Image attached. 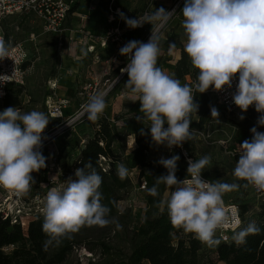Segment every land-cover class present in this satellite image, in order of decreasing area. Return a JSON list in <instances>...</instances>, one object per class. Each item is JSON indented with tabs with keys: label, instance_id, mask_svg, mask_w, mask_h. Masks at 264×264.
<instances>
[{
	"label": "clouds",
	"instance_id": "clouds-1",
	"mask_svg": "<svg viewBox=\"0 0 264 264\" xmlns=\"http://www.w3.org/2000/svg\"><path fill=\"white\" fill-rule=\"evenodd\" d=\"M175 13V9L168 11L163 7L136 18L119 13L128 28L152 25L147 42L130 40L120 48V55L128 61L120 71L127 73L125 88L132 101L140 103L142 115L136 117L137 121L148 124L149 133L142 128L140 134H150L155 145H164L169 150L182 147L193 138L190 116L199 108L193 87L182 84L158 66L159 29ZM181 13L186 37L184 52L198 70L195 91L202 94L211 88L221 92L231 88L238 77L232 102L242 113L254 106L260 114L257 126L264 127V0H184ZM12 47V42L0 35V61L10 58ZM175 47V43H169L170 50ZM9 77L0 75V84L9 82ZM106 106L104 93L92 94L83 114L96 122ZM210 112L211 117L219 118L215 106H210ZM239 118L243 120L244 116ZM49 122L42 111L22 112L12 106L0 111V187L12 190L18 198L31 191L35 184L32 174L46 167L47 158L41 149ZM250 131L252 138L240 145L233 169V176L244 181L243 185L220 179L204 180L202 173L211 163L208 155L188 159L187 177L183 180L176 176L179 155L161 157L158 161L167 174L155 178L149 194L159 196L161 184L171 189L168 198L160 202L166 207L171 224L208 247L221 243L217 231L229 225L238 229L232 236L237 245L246 244L248 236L261 232L254 221L240 227L242 221L235 208L229 209L224 201L225 194L241 187L252 186L258 193H264V132L257 127ZM128 171L123 163L117 165L121 180L128 176ZM74 175L75 179L68 178L66 187H53L45 196L42 223V231L48 237L45 250L53 244L58 246L84 226L105 227L115 223L116 229L122 230L118 221L108 218L111 209L102 203L100 191L103 178L91 161L77 168Z\"/></svg>",
	"mask_w": 264,
	"mask_h": 264
},
{
	"label": "trees",
	"instance_id": "trees-1",
	"mask_svg": "<svg viewBox=\"0 0 264 264\" xmlns=\"http://www.w3.org/2000/svg\"><path fill=\"white\" fill-rule=\"evenodd\" d=\"M125 3L127 0H112L110 6L112 9L121 10V6ZM153 5L151 0H137L132 12L133 17H143L145 13H149ZM74 9L75 7L69 14ZM26 24L27 20L19 23L18 26L24 27ZM69 27V19H67L63 28L69 29ZM168 41H173L180 51V58L173 66L172 76L180 81L184 78L189 79V85L193 87L195 94V102L199 105L197 113L193 112L190 116L193 138L185 142L182 147H173L170 153L182 157V152H185L189 158L194 160L197 154V134L206 136L207 130L215 120L210 112L212 102L207 92L200 94L195 91L198 70L192 66L189 57L184 52L179 36L172 33ZM55 43H57L56 40ZM55 66L56 60L53 54L52 60L48 62L49 69L45 79L53 76ZM121 68L123 66L113 71L116 76L119 75ZM236 81L238 82V77ZM25 88L26 84L17 88L9 86L5 97L0 102V109L4 110L10 106L21 109L22 97L25 96L29 104L39 105L45 110L44 102L51 95L45 92L40 96L35 90ZM241 115L244 119L239 118L234 123V131L224 147L233 162L239 159L240 145L252 138L250 131L252 127H257L258 131L264 132V127L257 126L260 114L255 111L254 106ZM117 121L116 119L111 122L101 116L98 121L94 122L89 134L68 146L67 151L63 147L60 157L62 168L73 179H75V170L83 168L91 161L103 178L100 191L104 197L102 203L111 209L108 218L115 219L122 226L126 225L128 212H120L118 205L126 200L132 188L133 173H135V186L141 182L145 183V190L141 192L144 197L141 223L136 230L127 235L129 252L124 253L106 243L108 234L116 228L115 223L105 227L84 226L71 238L63 239L58 246L53 244L45 250L44 244L48 237L42 231L43 215L28 219L23 227L21 221L13 223L11 218L0 213V264H73L75 253L80 250L88 251L90 256L97 255L95 260L88 258L85 264H264V195L260 198L255 220H252L251 216L246 217L250 213L247 206H238L242 221L240 227L254 221L261 228L260 234L248 236L247 243L244 245H237L233 240L229 243H220L216 247L202 244L193 235L171 224L166 207L160 205L169 191L165 185H159L160 195L157 197H153L148 192V189L155 184L156 177L167 174V170L162 165L159 163L154 165L153 160L149 158L153 149L149 135H141L136 129L140 124L136 117L129 118L125 122V127L132 130L123 135L118 132ZM130 136L133 137L135 147L129 162L124 164L129 170L128 176L121 180L117 175V165L123 163L120 155L126 150L127 139ZM115 148L119 150V153L115 152ZM75 149L78 150L73 153ZM43 155L46 157L47 153L44 152ZM176 176L179 180L183 179L187 176V171L185 168L178 169ZM244 183L239 180V184ZM240 189L245 190L243 187ZM202 246L208 247L211 258L200 254Z\"/></svg>",
	"mask_w": 264,
	"mask_h": 264
},
{
	"label": "built area",
	"instance_id": "built-area-1",
	"mask_svg": "<svg viewBox=\"0 0 264 264\" xmlns=\"http://www.w3.org/2000/svg\"><path fill=\"white\" fill-rule=\"evenodd\" d=\"M183 3L184 0H173L170 11L173 9L178 11L180 7H183ZM74 5L75 2L73 0H0V35H3L6 40H10L13 45L10 58L0 61V75L11 76L7 78L10 80L9 82L0 84V93H2L0 102L5 97L9 86L14 88L25 86L28 77L33 71L32 46L35 45L34 43L39 37L55 38L58 43H61L63 32L65 31L63 26ZM109 11L116 17L115 27L100 37L98 43L102 50L108 49L110 45L116 47L111 59L113 63L117 62L120 56L119 50L127 43L126 36L131 32V29L122 28L123 19L119 15L120 9H112L110 6ZM12 17H19V23L27 20L26 26L30 28V31L24 29L26 26L19 27V23L15 28V31H20L19 33L23 34L24 38L18 39L14 32L8 30L7 23ZM88 51L92 53L94 48H89ZM120 74L121 71L119 70V75L115 81L120 78ZM237 83L234 80L231 88H226L221 92L213 91L211 88L207 91L212 106H215L219 111V117L229 119L232 122V132L234 131V123L239 120L242 114L241 110L232 102ZM97 87L98 84L95 82L82 84L76 91V96L79 100L87 102L88 97L95 94ZM70 105L71 102L68 98L58 97L55 94L47 97L44 102L45 113L50 119L43 134L45 139H43V147L41 149L42 153H47L46 167L32 174L35 184L28 195L18 198L12 190L0 187V213L11 218L13 223L21 221V225L24 227L28 219L43 215L47 192L53 187L60 189L66 187V181L71 177L62 168L61 149L64 147V150L67 151L68 146L76 142L73 136L74 130L87 116L83 114L84 105L81 104L75 112L70 110ZM200 137L203 138L204 136L197 134V138L199 139ZM229 139L220 144L225 145ZM60 141L63 144L61 147H59ZM77 150L75 149L73 153H76ZM182 157L185 162V170L187 171V161L191 158L185 152H182ZM202 178L209 180L204 174H202ZM136 189L140 193L143 192L145 183L141 182L136 185ZM251 189L260 197L264 195V193H258L252 186ZM170 191L171 189L167 192L165 200L168 198ZM225 205L229 209L235 208L236 214L241 220L240 209L237 205L229 202H225ZM237 230L235 226L229 225L217 231V238L220 239L221 243H229L232 240L233 233Z\"/></svg>",
	"mask_w": 264,
	"mask_h": 264
},
{
	"label": "rangeland",
	"instance_id": "rangeland-1",
	"mask_svg": "<svg viewBox=\"0 0 264 264\" xmlns=\"http://www.w3.org/2000/svg\"><path fill=\"white\" fill-rule=\"evenodd\" d=\"M153 1V6L160 5V7H163L164 9L170 11V7L172 5L173 0H151ZM137 0H127V3L121 6V12L129 18H134L132 15L133 8L136 5ZM108 7V6H104ZM183 7H180L178 11L166 22L165 26L159 31V35L161 37L160 39V47L162 51L164 52L165 48H168L167 41L164 40L168 38L171 30H169L170 23L173 20H178L179 22H182L183 16L181 13V9ZM107 9V8H106ZM151 9V7H150ZM149 9V11H150ZM120 12V13H121ZM20 18L19 17H12L9 19L7 23L8 30L10 32H14L16 34L17 38H24L23 34H20L19 32L15 31V28L17 24L19 23ZM110 20V14L107 13L106 15V25L103 28L105 30V33L107 31H110L109 29L114 27L116 21L115 19H112L111 23H109ZM77 25V24H76ZM122 28L124 29H131L128 28L122 20L121 23ZM24 29L29 30L27 26L24 27ZM151 29L152 25L149 23H145L142 27L143 36H145L143 42H145L151 35ZM81 31V28L79 29ZM22 31V30H21ZM167 31L169 33H167ZM165 34V36H164ZM66 37V36H65ZM55 38H44L39 37L34 43L35 45L32 46L33 48V71L31 72L30 76L27 79L26 82V88L25 89H31L35 90L37 93L40 94V96L46 92V94L49 95H57L64 97L67 96L66 91L75 89V92H73L74 97L77 98V102L74 101V110H78V105H85L87 102L81 101L76 96V91L79 89V87L82 84L92 82L91 80L99 79L100 76V66L102 63H105V68L107 70V78H110L109 82H105V80H99L98 87L96 89V93H104L105 94V100L107 101L115 96V93H118L123 88L122 85L125 82V74L121 73L120 78L115 81L116 74L112 72V67L115 65L120 67H125L126 61L124 60V57L122 55L119 56L120 59L117 60V62L112 63V55L113 50L109 49L107 53L105 54V57H99L98 51L92 52L90 54L87 53V55H84L82 49L80 48L77 51H74L73 49H70L69 40L64 38V35L61 39V43H55ZM169 43H174L173 41H169ZM176 45V44H175ZM84 50V49H83ZM85 51V50H84ZM166 52V51H165ZM164 52V53H165ZM62 53L64 54L62 56ZM75 53L73 56H70L69 54ZM55 54V60H56V66H55V73L52 77L49 79H45L46 72L48 71V62L52 60V55ZM69 55V56H68ZM168 59L162 60V57L158 59V66L164 67L163 70H167V62ZM50 92V93H49ZM68 98V97H66ZM23 99V105H22V112H30L32 110L42 111L45 113V110L41 108L39 105H33L29 104L28 100L25 96L22 97ZM68 100L71 99L68 98ZM73 103V101H72ZM0 111H3L0 109ZM219 119V120H218ZM122 125H119L118 132L123 135L128 132H131L132 129H127L125 127V120H122ZM232 122L229 119L225 118H215L214 122L210 126V128L207 130V135L203 138L200 137L199 139H196L197 142V154L194 158L199 159L200 157L204 155H208L211 157V163L208 166L207 169L202 173L204 174L209 181H215V180H222L227 183H239V180H237L233 176V169L235 167L236 162H233L232 158L227 154L225 151V145H221V142H224L228 140L232 134ZM132 137V136H131ZM130 138V137H129ZM127 139L126 143V150L120 155V160L123 162V164H126V162H129L130 155L132 154V147L133 145H130V140ZM133 138V137H132ZM63 144L60 141L59 147H61ZM154 147V146H153ZM158 149L154 150L150 153L149 158L153 160L154 165L158 164V161L161 157L164 158H170L172 154L170 153V150L166 148V146H157ZM115 152L119 153V150L115 148ZM185 168V162L183 160V157L180 156V160L178 161V169ZM46 178V176L44 175ZM135 173H133L132 176V188L130 189V192L124 202H121L118 205V209L120 212L127 211L128 212V218L126 221V225L122 226V230H117L114 228L113 232H110L108 234V238L106 239V243L108 246L114 247L117 250H121L124 253H128V246H127V235L129 232H132L137 229L139 224L141 223L143 212H144V197L143 194L138 192L135 186L134 182ZM260 196L256 192H253L251 188H247L245 190L240 189L239 191H233L225 194L224 201L233 203L239 207L241 206H247L250 213L246 215L248 218L251 216L252 220H255V212L257 210V207L260 202ZM200 254L211 258V254L209 252L208 247H203L200 250ZM97 255H92L88 253L86 250H80L77 253H75L73 264H85L86 260L91 257V259H96Z\"/></svg>",
	"mask_w": 264,
	"mask_h": 264
},
{
	"label": "crops",
	"instance_id": "crops-1",
	"mask_svg": "<svg viewBox=\"0 0 264 264\" xmlns=\"http://www.w3.org/2000/svg\"><path fill=\"white\" fill-rule=\"evenodd\" d=\"M75 2V9L74 11L69 14L68 19H69V29H65V31L63 32L64 38L67 37V39L69 40L70 44V49H73L74 51L79 50L80 48L83 50H85L88 54H90V52L88 51L89 48H94V52L96 53V51H98L99 57H105V54L107 53V51H109L110 47L113 50V54L115 53V46L114 45H110L108 47V49L106 50H102L99 47V43L98 40L100 37H102L103 35H105V30H103V28L106 25V15L107 13L110 14V20L109 23H111L112 19L116 20L115 15H113L110 11V3L112 0H73ZM104 6H108L105 7ZM107 8V9H106ZM160 8V5H156V6H152L149 13H151L152 11H154L155 9ZM113 23V22H112ZM77 24V25H76ZM115 27V25H114ZM112 27V28H114ZM143 27V26H142ZM142 27L136 28V29H131V32L128 33V35L126 36V42L130 41V40H139V41H143L145 36H143V32H142ZM81 28V31L79 30ZM109 30H112L111 28ZM169 30H171L169 36L174 33L176 35L179 36L180 42L182 43V45H184V41L186 40V37L184 36V30L182 28V22H179L178 20H173L170 23V27ZM167 33H169L167 31ZM66 36V37H65ZM165 36V34H164ZM168 36V38H169ZM168 38L166 39V37L164 38L165 41H167V46L168 48L164 49V52L161 49V54L159 56L162 57V60L164 59H168V61L166 62L168 65L166 67L167 70H164L167 74L172 75V70H173V66L176 63V61L180 58V51L175 47L174 49H169V41ZM82 52V51H81ZM75 53L73 54H69L70 56H73ZM68 55V56H69ZM124 60L127 62V58L125 56ZM113 58V55H112ZM158 58V59H159ZM105 63H102L100 66V76L99 79H95V80H91L92 82H95L98 84L97 81L99 80H105V82H109V79L107 78V70L105 68ZM118 68V66H114L112 67V72ZM162 69H164V67L161 66ZM125 82L122 85V89L121 91H119L118 93H115V96L110 98L107 103H106V109L103 113V117H105L107 120H110L111 122H114V120H118L116 122V126L119 127V125H122L121 122L122 120L128 121L129 118L132 117H137L139 115H142V113H140L139 109H140V103L139 101L133 102L130 93L128 92V90L125 88V83L128 79L127 73L125 74ZM101 82V81H99ZM189 79L188 78H184L183 80H181L182 84H189ZM74 88L73 90H68L66 91V94L68 98L71 99V105H70V110L73 112L74 109V101L77 102V98L74 97L73 92H75ZM57 96V95H56ZM65 95L62 96H58V97H64ZM73 101V103H72ZM80 106V105H78ZM79 108V107H78ZM77 111V110H76ZM75 112V110H74ZM93 124L94 122L89 121L87 118L80 124L78 125L75 130H74V138L75 141L77 140H81L85 135L89 134L91 132V130L93 129ZM148 124L145 121V125L140 123L136 129L137 130H141L142 128L144 129L145 133H149V129H148ZM165 127H167V125H165ZM150 139L151 136L150 134H148ZM131 137V136H130ZM129 138V137H128ZM152 141V140H151ZM153 148L154 150L158 149L157 145H155L153 142ZM164 146V145H162ZM135 147V146H134ZM134 147H132V150L134 149ZM167 148V147H166ZM153 151V149H152ZM131 156V155H130Z\"/></svg>",
	"mask_w": 264,
	"mask_h": 264
},
{
	"label": "bare ground",
	"instance_id": "bare-ground-1",
	"mask_svg": "<svg viewBox=\"0 0 264 264\" xmlns=\"http://www.w3.org/2000/svg\"><path fill=\"white\" fill-rule=\"evenodd\" d=\"M129 140H130V141H129V142H130V145H133V146H135L133 138H132V137H130V138H129Z\"/></svg>",
	"mask_w": 264,
	"mask_h": 264
}]
</instances>
